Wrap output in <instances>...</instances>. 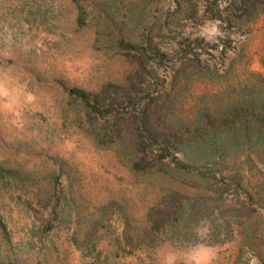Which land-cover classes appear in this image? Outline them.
Here are the masks:
<instances>
[{"label": "rangeland", "instance_id": "rangeland-1", "mask_svg": "<svg viewBox=\"0 0 264 264\" xmlns=\"http://www.w3.org/2000/svg\"><path fill=\"white\" fill-rule=\"evenodd\" d=\"M0 264H264V0H0Z\"/></svg>", "mask_w": 264, "mask_h": 264}, {"label": "trees", "instance_id": "trees-1", "mask_svg": "<svg viewBox=\"0 0 264 264\" xmlns=\"http://www.w3.org/2000/svg\"><path fill=\"white\" fill-rule=\"evenodd\" d=\"M236 2L238 4V7H240L242 11H246L250 8H254L255 4L262 3L263 0H236ZM68 93L70 95H73L74 97H77L86 105L89 106V104H90V106L92 108H95L96 105L98 104L97 95H92L90 93H86V92L82 91L81 89L71 88V89H69ZM163 150H164L165 154H169L167 147H164ZM139 164H140L139 162L135 161L132 163V167L136 168ZM175 166L180 167V168L186 167V165H183V164L179 165V162H175ZM149 242H153L152 239H149Z\"/></svg>", "mask_w": 264, "mask_h": 264}]
</instances>
